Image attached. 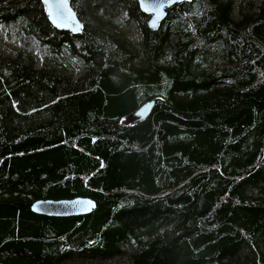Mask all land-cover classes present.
Masks as SVG:
<instances>
[{
	"label": "trees",
	"instance_id": "16d2710c",
	"mask_svg": "<svg viewBox=\"0 0 264 264\" xmlns=\"http://www.w3.org/2000/svg\"><path fill=\"white\" fill-rule=\"evenodd\" d=\"M69 1L78 33L0 0V264H264V0Z\"/></svg>",
	"mask_w": 264,
	"mask_h": 264
},
{
	"label": "water",
	"instance_id": "95a60500",
	"mask_svg": "<svg viewBox=\"0 0 264 264\" xmlns=\"http://www.w3.org/2000/svg\"><path fill=\"white\" fill-rule=\"evenodd\" d=\"M45 13L52 26L61 31L78 33L82 23L69 0H42ZM183 0H137L140 10L148 16V26L157 29L166 16V9ZM154 100H148L138 107L132 116L141 121L150 114ZM95 203L88 197L77 196L68 199H38L30 204L33 212L56 217L79 216L90 213Z\"/></svg>",
	"mask_w": 264,
	"mask_h": 264
},
{
	"label": "rangeland",
	"instance_id": "374dc122",
	"mask_svg": "<svg viewBox=\"0 0 264 264\" xmlns=\"http://www.w3.org/2000/svg\"><path fill=\"white\" fill-rule=\"evenodd\" d=\"M124 32L127 33L129 39H131L132 41L136 42L139 40V36L135 33V28L132 25H130L128 29H124ZM19 46L20 40L18 39V35L16 34L15 27H10L9 36H7L5 29L0 27V57L7 56L9 53V49H14ZM30 53L38 61L37 51H35V48L31 49ZM133 119L134 117L132 116L130 120Z\"/></svg>",
	"mask_w": 264,
	"mask_h": 264
}]
</instances>
